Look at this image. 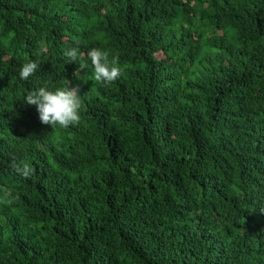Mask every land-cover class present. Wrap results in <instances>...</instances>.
<instances>
[{
	"label": "trees",
	"instance_id": "obj_1",
	"mask_svg": "<svg viewBox=\"0 0 264 264\" xmlns=\"http://www.w3.org/2000/svg\"><path fill=\"white\" fill-rule=\"evenodd\" d=\"M0 264H264V0H0Z\"/></svg>",
	"mask_w": 264,
	"mask_h": 264
},
{
	"label": "clouds",
	"instance_id": "obj_2",
	"mask_svg": "<svg viewBox=\"0 0 264 264\" xmlns=\"http://www.w3.org/2000/svg\"><path fill=\"white\" fill-rule=\"evenodd\" d=\"M64 55L67 63L75 64L85 56L76 47L67 49ZM86 57L91 61L94 79L100 85L107 87L120 78L122 69L119 67V58L117 56L110 58L107 51L92 48L86 53ZM80 67H86V64H81ZM39 68L40 65L34 60L23 64L19 70L20 79L28 80ZM73 75H75V71ZM23 102L27 105H34L38 112L40 123L50 125L51 128L56 126L68 128L69 126L77 125L81 120L83 104L79 88L69 87L68 81L64 87L57 88L55 91H50L46 87L29 91ZM11 167L25 178L30 176L33 171L28 164L22 163L21 166L15 160H13Z\"/></svg>",
	"mask_w": 264,
	"mask_h": 264
}]
</instances>
